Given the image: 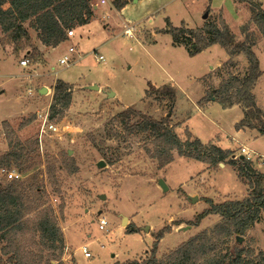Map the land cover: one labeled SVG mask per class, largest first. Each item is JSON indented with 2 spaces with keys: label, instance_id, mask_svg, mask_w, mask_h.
Here are the masks:
<instances>
[{
  "label": "rangeland",
  "instance_id": "rangeland-1",
  "mask_svg": "<svg viewBox=\"0 0 264 264\" xmlns=\"http://www.w3.org/2000/svg\"><path fill=\"white\" fill-rule=\"evenodd\" d=\"M260 1L264 7V0ZM251 15L250 6L238 0H145L130 3L124 10L110 8L92 19L85 31L75 32V36L52 49L48 59L40 51L29 54L30 63L20 70L21 75L9 73L4 62L19 67L29 47L15 51L12 45L0 44L4 55L0 59V156L9 150L4 121L11 123L27 146L36 148L30 151L25 169L14 162L8 168L16 169L19 178L8 180L1 171L0 184L17 181L29 191L35 182L47 192L48 203L54 206L64 232L62 259L66 264H115L130 258H145L154 244V236L169 226L171 232H165L158 243L157 255L164 257L221 220L220 216L210 214L200 224L195 223L197 215L209 206L207 198L222 202L247 195L248 185L231 165L207 163L211 170L204 172L203 162L178 155L167 167L160 168L145 150L152 145L146 134L133 135L128 142H123L110 133L122 127L118 121L112 122L122 111L118 104L133 106L156 118L169 115V101L157 100L156 94L146 95V90L152 83L161 86L172 83L178 91L177 107L188 113V127L172 119L183 139L189 129L203 141L214 139L223 148L236 150L239 156L241 147L245 146L253 152L252 157L264 159V135L256 129L235 127L240 119L234 120L242 111L239 106L225 108L219 101H211L213 98L207 93L200 99L202 84L205 89L218 87L225 71L243 75L249 65L247 58V66L238 55L233 57L236 65L230 64L229 54L220 45L191 56L184 46H173L168 33L157 36L155 43L149 42L153 31H164L158 27L166 28L167 17L175 26L185 22L188 27L198 29L206 23L220 25L225 21L238 40L249 34L264 53V37ZM131 26L133 36L125 33ZM70 46L75 47L71 54L73 62L61 64L59 60ZM99 54L104 59L98 58ZM50 71L57 79L73 85L70 108L61 118H50L57 81L48 74ZM90 85L103 88L90 90ZM41 87H47L48 92L41 93ZM107 90L115 96L107 98ZM254 94L264 111V73ZM39 113H48L54 128L44 127ZM28 118L32 120L21 127L20 123ZM49 155L57 165L59 190L46 173ZM68 157L74 158L76 172L70 171L71 163L66 166ZM101 161L104 165H99ZM253 162L264 172V165ZM160 178L169 189L159 185ZM188 193L196 199L193 201ZM62 204L65 207L61 215ZM125 217L127 221L123 223ZM102 218L107 220L104 229L99 227ZM147 226L149 231L145 229ZM3 244L0 240V254ZM84 245L91 252L90 257L84 255ZM239 245L256 251L264 249V211L261 220L243 235ZM1 257V264H14L7 255Z\"/></svg>",
  "mask_w": 264,
  "mask_h": 264
},
{
  "label": "trees",
  "instance_id": "trees-1",
  "mask_svg": "<svg viewBox=\"0 0 264 264\" xmlns=\"http://www.w3.org/2000/svg\"><path fill=\"white\" fill-rule=\"evenodd\" d=\"M130 0H113L117 10H122ZM245 2L251 9V20L264 37V7L260 0H238ZM94 16L93 0H0V44L12 45L15 51L31 47L30 54L39 52L33 44L29 27L37 31L41 42L56 47L68 39L67 30L88 24ZM164 32L172 36L175 45H184L196 55L208 47L219 44L230 56V64L236 65L233 57L243 53L248 60V69L243 75L225 71L218 87L209 86L205 93L219 101L223 107L239 104L244 117L236 123V129L253 128L264 134V111L257 104L253 89L262 74L260 60L253 49L255 45L247 34L238 40L225 21L206 23L202 28L188 27L185 22L180 26L166 19ZM33 48V49H32ZM27 53V52H26ZM221 73V72H220ZM73 85L57 79L50 105V118L62 117L70 108ZM156 94L157 100H168L170 112L175 107L176 90L170 85L155 86L149 84L146 95ZM32 119L28 118L21 127ZM121 129L110 133L115 139L128 142L133 135L146 134L151 146H146L147 154L157 160L163 168L174 160V151L180 156L196 159L210 165L224 162L230 164L238 177L248 185V193L241 199H227L215 202L207 198L208 207L197 215L195 223L210 214H217L221 220L211 229H205L181 243L164 257H158V243L165 232H171L166 226L154 236V244L145 258L127 259L115 264H264V249L256 251L250 246H240L239 236H243L262 218L264 211V172L255 167L253 160L234 157V151L223 149L214 143H204L187 129L183 139L176 132V124L169 115L156 118L141 110L128 106L113 117ZM20 127V128H21ZM9 150L0 156V172L3 168H12V163L25 169V161L35 147L22 141L11 123L3 122ZM28 148H31L28 150ZM46 173L51 184L59 190L57 165L52 157H47ZM68 160V161H67ZM66 166L72 164L71 172H76L74 158L68 157ZM74 164V165H73ZM24 167V168H23ZM65 205L60 206L63 214ZM58 214L41 185L32 183L29 191L23 189L17 181L0 184V264L1 255H7L14 264H66L62 255L65 249V236L59 225ZM29 234V235H28ZM235 241L232 242V239ZM232 242V243H231ZM231 243V245H229ZM47 251V253H44Z\"/></svg>",
  "mask_w": 264,
  "mask_h": 264
},
{
  "label": "crops",
  "instance_id": "crops-1",
  "mask_svg": "<svg viewBox=\"0 0 264 264\" xmlns=\"http://www.w3.org/2000/svg\"><path fill=\"white\" fill-rule=\"evenodd\" d=\"M112 1L113 0H93V6H94V16H93V18L92 19H94L96 16H98L99 15V13L101 12V14L103 15L107 10H109L110 8L112 9H116L114 6H113V4H112ZM142 1H145V0H138V1H134V0H131V1H129L128 2V4L122 9V10H124L127 6H129L130 5V3H134V2H142ZM117 10V9H116ZM119 11V10H118ZM90 23V22H89ZM89 23L88 24H86V25H83V26H78V27H76V29H75V32L76 33H78V31H85V28L86 27H88L89 26ZM26 26L29 28V32H30V34H31V36H32V39H34L35 41H36V46H37V48H38V50L40 51V52H42V53H45V58L46 59H48V53L52 50V49H54L55 47H50V46H46V45H44L42 42H41V40L38 38V36H37V31L36 30H34V29H32L31 27H29V23H27L26 24ZM159 28V30H162V29H164L165 30V28L164 27H158ZM76 33L73 35V36H75L76 35ZM166 32H158V31H153V36H152V39H151V41H149V42H153V43H155L157 40H156V37L157 36H159V35H162V34H165ZM169 34V33H168ZM72 36V37H73ZM66 41H68V40H65V41H63L62 43H60L58 46H56V47H59L60 45H62L64 42H66ZM172 45L173 46H184V45H175L174 43H173V39H172ZM214 45H219V44H214ZM185 47V46H184ZM210 47H215V46H210ZM210 47H208L207 49H209ZM185 48H187V47H185ZM254 50H255V52L257 53V55H258V57H259V59H260V68H261V65H262V63H261V59H263L262 57H264V53L262 52V49H260L259 47H258V45H255L254 46ZM187 51H188V53L189 54H191L190 53V49L189 48H187ZM2 52V50L0 49V59L2 58V57H4V55H3V53H1ZM26 52H31V49H27V51ZM191 56H192V54H191ZM194 56V55H193ZM227 56H228V53H227ZM229 58V57H228ZM238 58L242 61V63H243V65L244 66H247L248 65V63H246V60H245V55L244 54H239L238 55ZM80 59V57L77 59L76 58V61L77 60H79ZM1 60H3V59H1ZM1 60H0V64L2 63L1 62ZM75 61V62H76ZM263 61H264V59H263ZM5 64V68L7 69V71H9V73H14V74H20V70L21 69H23V68H25L26 66H22L21 64L19 65V67L18 66H16L17 68H15L13 65H10V64H7L6 62H4ZM219 65H220V63H219ZM221 66V65H220ZM212 67H214V66H212ZM211 67V68H212ZM217 67V66H216ZM216 67H214V68H216ZM19 68V69H18ZM262 70V69H261ZM211 71V70H210ZM209 71V72H210ZM264 70H262V74H261V76L263 75V72ZM22 74V73H21ZM20 74V75H21ZM48 74H52V76H53V73H52V71H50ZM227 74L226 73H223V75L221 76L222 78H223V76H226ZM261 76L259 77V79L261 78ZM55 79H57L55 76H53ZM220 77V78H221ZM221 78V79H222ZM218 79V78H217ZM259 79H258V81H257V84L255 85V87H254V89H253V92H255V89H256V87L258 86V82H259ZM219 82H221V80L219 79ZM153 84V83H152ZM164 84H166V85H170V86H172L175 90H176V102H175V107H174V111L173 112H171V113H169V115H171V119H175V120H177L175 123H182V125L184 124L186 127H188V113H184V112H182L181 110H179V108L177 107L178 105H177V95H178V91H177V88L172 84V83H164ZM164 84H162V85H164ZM91 86L92 85H90L89 87H88V89H90V90H98V91H100V89L101 88H103V86H98V89H92L91 88ZM155 86H161V85H155ZM202 86H203V95H202V97L200 98V99H202L204 96H205V87H204V85L202 84ZM42 88V87H41ZM51 91H52V89L51 88H49ZM77 89V88H76ZM79 90V89H78ZM30 92L31 93H33V90H30ZM106 93H107V98L109 97V98H113L114 96H115V94H114V96H111L109 93L110 92H112V91H110V90H107V91H105ZM256 94V93H255ZM257 98V97H256ZM199 99V100H200ZM198 100V101H199ZM211 101H216L215 99H212ZM257 104H258V102H257ZM200 105V104H199ZM118 106L123 110L124 108H126V107H128V106H124V105H119L118 104ZM202 106V105H201ZM233 106H235V107H240L241 108V114H239V116L237 117V118H235V120H234V122H236L237 120H241V119H243V117H244V112H243V108L239 105V104H234ZM233 106H231V107H233ZM229 108V107H228ZM140 110V109H139ZM149 114V113H148ZM165 114H167V113H165ZM157 117V116H156ZM181 126H179L178 125V129H180L181 130V128H180ZM246 128H248V127H246ZM243 129H245V128H243ZM251 129H253V128H251ZM257 130V129H256ZM258 131V130H257ZM259 132V131H258ZM191 133H192V131H191ZM260 133V132H259ZM193 134V133H192ZM261 134V133H260ZM261 135H264V134H261ZM193 136H195V137H198V136H196V135H194L193 134ZM198 138H200V137H198ZM201 139V138H200ZM202 140V139H201ZM203 141V140H202ZM204 143H214V144H216V145H218V146H220V144L215 140L214 141V139H210V140H208V141H203ZM220 147H222V146H220ZM223 148V147H222ZM223 149H227V148H223ZM230 150H232V149H230ZM234 151V156L235 155H238V153H236L235 151L236 150H233ZM247 153L245 154V153H242V155H244V157H247V158H250L251 160H253V161H255L258 165H264V159H262L261 158V156H257V157H252L251 156V154L253 153L252 151H250L249 149H247ZM176 152V153H175ZM179 154H178V152L177 151H174V159L178 156ZM239 156V155H238ZM241 156V155H240ZM239 156V157H240ZM256 158H258V160L256 159ZM202 162V161H201ZM203 164H204V172H206V171H210L211 170V166L210 165H208L207 163H205V162H203ZM169 165V164H168ZM167 165V166H168ZM223 165H224V167H227L228 165H230V164H228V163H223ZM166 166V167H167ZM224 167H221L220 166V168H224ZM213 168V167H212ZM219 170V169H218ZM218 170H215V171H218ZM160 179H163V178H160ZM160 179L158 180V181H160ZM164 180V179H163ZM160 185V184H159ZM168 189H169V186H168ZM186 190V189H185ZM188 197L189 198H191L192 199V197H194V196H192V195H189V193H188ZM215 215H217V214H215ZM219 216V215H218ZM119 258V257H118ZM133 258V257H132ZM131 259V258H130ZM117 261V260H116ZM126 261V260H125ZM118 262V261H117ZM120 262V261H119Z\"/></svg>",
  "mask_w": 264,
  "mask_h": 264
},
{
  "label": "built area",
  "instance_id": "built-area-1",
  "mask_svg": "<svg viewBox=\"0 0 264 264\" xmlns=\"http://www.w3.org/2000/svg\"><path fill=\"white\" fill-rule=\"evenodd\" d=\"M125 33L129 36H133V27L132 26L127 27L125 30ZM74 34H75L74 28L67 30L68 37H72ZM68 50H69L68 53H66L63 57L60 58L59 61L61 64L69 65L71 62H73V58L71 57V54L73 52H75V47L70 46ZM29 54H30V52H27L26 55L24 56V58L20 61V64L22 66H28L29 65V63H30V59L28 57ZM98 58L104 59V56L102 54H99ZM38 116L41 120L44 121V123H43L44 127L49 125L50 128H54V125L52 123H49L48 113H39ZM247 152H248L247 148L245 146H242L241 147V153L246 154ZM235 156L238 157V155H235ZM1 171L6 176V178L8 180L17 179L20 176V174L14 168L13 169L3 168ZM106 224H107V220L105 218H102L100 220V224H99L100 229H104ZM82 251L86 257L91 256V252L89 251V249L86 245L82 246Z\"/></svg>",
  "mask_w": 264,
  "mask_h": 264
},
{
  "label": "water",
  "instance_id": "water-1",
  "mask_svg": "<svg viewBox=\"0 0 264 264\" xmlns=\"http://www.w3.org/2000/svg\"><path fill=\"white\" fill-rule=\"evenodd\" d=\"M134 1H138V0H134ZM205 16H207V15H205ZM91 88L92 89H98V85H92ZM40 91H41V93H47L48 92V88L47 87H42ZM109 94L111 96H114L115 93L114 92H110ZM213 99H215V98L213 97ZM239 158H244V155H241ZM221 164H223V163L221 162ZM99 165H104V163L101 161L99 163ZM159 183L163 187L164 190H167L168 189V185L166 184V182L163 179H160ZM102 197L104 198L105 195L103 194ZM195 199H196V197H192V200L193 201ZM126 221H127V217L124 218L123 223H126ZM145 229L147 231H149L150 227L147 226ZM238 239H239V241H242L243 240V236H239Z\"/></svg>",
  "mask_w": 264,
  "mask_h": 264
}]
</instances>
